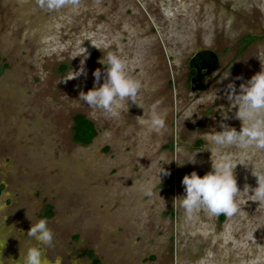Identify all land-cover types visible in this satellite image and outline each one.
<instances>
[{"label": "rangeland", "instance_id": "1", "mask_svg": "<svg viewBox=\"0 0 264 264\" xmlns=\"http://www.w3.org/2000/svg\"><path fill=\"white\" fill-rule=\"evenodd\" d=\"M204 48L218 55V68L204 90L191 91L187 60ZM108 53L141 82L143 112L118 101L119 116L108 117L78 99L93 87V71L102 74L97 86L103 82L98 61ZM82 64L84 74L68 79ZM225 70L230 76L217 83ZM261 70L264 0H80L51 13L36 0H0V264H20L36 246L27 230L47 207L53 239L39 246L48 261L91 264L82 254L89 249L102 264H264V203L249 196L264 150L204 149L195 163L177 165L187 158L178 148L202 147L221 122L239 131L236 109L222 120L227 102L210 105L208 97ZM153 103L165 126L148 133L142 120ZM193 105L199 117L184 120ZM75 114L94 124L88 144L71 140ZM218 159L235 166L237 212L201 209L186 219L174 199L183 195L182 177L202 176ZM160 163L169 174L158 178ZM151 185L157 195H144Z\"/></svg>", "mask_w": 264, "mask_h": 264}, {"label": "clouds", "instance_id": "2", "mask_svg": "<svg viewBox=\"0 0 264 264\" xmlns=\"http://www.w3.org/2000/svg\"><path fill=\"white\" fill-rule=\"evenodd\" d=\"M36 5L39 9L51 13L68 7L77 8L80 5V0H36ZM81 54L86 57L85 49ZM98 62L106 66L103 72V82L97 86L102 74L99 69L93 71V87L87 92L81 91L78 94V99L93 109L101 110L108 117L119 116L118 101L125 103L131 101L143 112L142 106L136 104V97L142 87L141 82L128 75L122 58L116 54L108 53L103 61L99 60ZM81 74H84L83 64L77 71H71V77L68 79H74ZM229 76L230 72L227 70L218 74L217 83H222ZM236 79H240V77H236ZM65 80L67 79H61L59 82L63 83ZM221 96L228 104L227 110L222 105L219 106L222 120L229 119L227 112H231L235 108L234 117L240 121L239 131L221 122L219 124L220 131L211 130L204 134L206 143L202 147L196 150H192L190 145L178 148V154L187 157L179 164L176 163L178 166H181L185 161L195 163V154L204 149L216 153L225 149L254 148L264 150V70L252 75L247 81L239 84L238 88L232 81H229L224 89L214 90L208 97L209 104H213ZM157 108V103L151 104L148 109V119L142 120L148 133L165 126V121L157 112ZM197 108L198 105L189 108L184 114V120L190 119L194 114L199 117ZM161 164L158 165V178L169 174L161 167ZM234 167L226 159H218L214 163L211 162V171L204 175L198 176L193 171L182 177L183 195L174 199L177 208L183 210L186 219H191L193 214L201 209L206 210L212 216L230 217L237 212L235 197L242 191L237 188L233 174ZM252 175L256 179V187L252 189V194L249 196L253 197L252 201L264 203V172L258 168L255 173L252 172ZM154 189L155 185H151L147 188L142 187L141 191L150 197L154 193L156 194ZM26 236L36 241V246L28 247L22 256L19 255L20 264H60L59 257L55 261H48L39 246H48L52 243L53 234L47 226L46 219L41 218L34 223L31 222Z\"/></svg>", "mask_w": 264, "mask_h": 264}, {"label": "water", "instance_id": "3", "mask_svg": "<svg viewBox=\"0 0 264 264\" xmlns=\"http://www.w3.org/2000/svg\"><path fill=\"white\" fill-rule=\"evenodd\" d=\"M218 55L208 48L195 51L187 60V66L194 72L189 78L191 91H202L206 88L205 77L213 74L218 68Z\"/></svg>", "mask_w": 264, "mask_h": 264}, {"label": "trees", "instance_id": "4", "mask_svg": "<svg viewBox=\"0 0 264 264\" xmlns=\"http://www.w3.org/2000/svg\"><path fill=\"white\" fill-rule=\"evenodd\" d=\"M64 67H60V71ZM192 74L193 71L191 70ZM72 129H71V140L78 144H88L96 135V129L92 121L86 118L83 114H75L72 117ZM51 208L47 207L46 211L43 213V218H49L51 216ZM82 254L88 257L91 264H102L97 256L89 249L82 250Z\"/></svg>", "mask_w": 264, "mask_h": 264}, {"label": "crops", "instance_id": "5", "mask_svg": "<svg viewBox=\"0 0 264 264\" xmlns=\"http://www.w3.org/2000/svg\"><path fill=\"white\" fill-rule=\"evenodd\" d=\"M121 197H122V196H121ZM158 201H159V200H158ZM117 203H118V204H115L116 207L118 206V207L121 209L123 204H122V203H119L118 201H117ZM159 203H160V202H159ZM126 204H127V203H126ZM139 214H141V213H139ZM161 215H162V217H161L162 219H161V220H166V216H168L169 214L166 213V212H165V213L162 212ZM159 220H160V218H159ZM154 227H155V225H154ZM160 227H161L160 224H158L157 227L154 228V229H159ZM92 252H93V251H92ZM93 253H94V252H93Z\"/></svg>", "mask_w": 264, "mask_h": 264}, {"label": "flooded vegetation", "instance_id": "6", "mask_svg": "<svg viewBox=\"0 0 264 264\" xmlns=\"http://www.w3.org/2000/svg\"><path fill=\"white\" fill-rule=\"evenodd\" d=\"M218 59H219V58H218ZM190 71H191V70L189 69V72H190ZM193 74H194V72H193L192 74L190 73V74H189V78H190V76L193 75ZM207 77H208V76H207ZM207 77H205V81H206V78H207Z\"/></svg>", "mask_w": 264, "mask_h": 264}]
</instances>
